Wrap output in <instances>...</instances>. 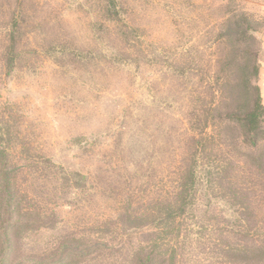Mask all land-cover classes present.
Returning a JSON list of instances; mask_svg holds the SVG:
<instances>
[{"label":"rangeland","instance_id":"1","mask_svg":"<svg viewBox=\"0 0 264 264\" xmlns=\"http://www.w3.org/2000/svg\"><path fill=\"white\" fill-rule=\"evenodd\" d=\"M242 15L255 44L227 30ZM249 47L264 107V0H0V264H133L156 241L175 264H264V173L243 196L232 171L264 161V131L240 146L234 123L256 95ZM209 104L217 142L164 242L158 211Z\"/></svg>","mask_w":264,"mask_h":264},{"label":"trees","instance_id":"2","mask_svg":"<svg viewBox=\"0 0 264 264\" xmlns=\"http://www.w3.org/2000/svg\"><path fill=\"white\" fill-rule=\"evenodd\" d=\"M236 17V16H234ZM242 19H235L234 22H228L227 30L234 32L235 35L242 37L244 40L249 41L251 44H255L254 33L255 30L250 27V21H248L244 15L241 16ZM249 23L248 27L244 26V23ZM244 58L251 59V64L248 62L243 63L241 66H238V70L241 71L243 76V82L245 86L249 88H253L255 90V98L253 100V106L250 112L240 115L237 117L236 121L234 122L241 130L240 132V139L239 144L240 146H248L252 149L257 148L258 143L260 142V134L264 131L262 128V124L264 123V107L261 104L260 95L258 91V87L253 86L251 83V79L255 78L258 75V63H257V53L249 47L243 51ZM228 66V65H227ZM220 72L222 69L220 68ZM215 74V73H214ZM225 81L220 80L218 75L208 77L207 81V89L209 92L215 95H219L221 97L222 94V87L224 86ZM218 96V97H219ZM217 109V104H209L205 106L203 110H201V114H199L200 118H197L199 123V127L194 128L192 127V131L195 132V137H193V143L195 144L192 147L193 151L187 153L179 163V167L177 170V176L175 181V187L171 198L165 201L161 208L158 211V219L157 222L158 226H156L157 232L164 236V242H167L166 239L168 236H171L173 231L176 228V223L179 222L180 219L185 217L187 212L193 206V201L195 199L196 187H197V169L199 168V161L198 156H202L204 153L207 152V145L216 143L215 137L217 134L208 132L209 128L215 126L214 121L212 120L213 114ZM225 121L230 122L232 121L231 117L224 116ZM222 122V121H221ZM263 130V131H262ZM244 161L239 164H236L232 171H235L236 174V183L238 185V192L243 196H246L248 187L247 182L243 180L245 175H252L254 174L257 178H262V174L264 173V161L260 158L258 160H247L245 159L248 157L245 153ZM228 169L223 167L219 170L220 173H227ZM230 171V170H228ZM10 180V179H9ZM264 180L260 179V182ZM3 190H6L8 193V197L5 195L6 204L5 209L2 211V216H8V219H11L13 215V203L14 199L11 195V188L13 185L9 183L8 180L2 179L0 184H4ZM260 186H264V183H260ZM260 194L259 198L264 205V190L256 191ZM255 192V193H256ZM241 195V196H242ZM242 196V197H243ZM6 221V220H5ZM4 220L2 221V223ZM264 224V223H263ZM261 224V225H263ZM263 230V237H264V228ZM4 235L7 236V232H4ZM158 242H154L152 248L149 252H146L142 255L141 258L136 257V261L133 264H175L174 261L176 259V253L174 251L173 243H170L169 251L159 250L156 246ZM159 258V259H156Z\"/></svg>","mask_w":264,"mask_h":264},{"label":"crops","instance_id":"3","mask_svg":"<svg viewBox=\"0 0 264 264\" xmlns=\"http://www.w3.org/2000/svg\"><path fill=\"white\" fill-rule=\"evenodd\" d=\"M263 74V73H262ZM261 77V76H260ZM263 77H264V74H263ZM262 97H263V95H262Z\"/></svg>","mask_w":264,"mask_h":264}]
</instances>
